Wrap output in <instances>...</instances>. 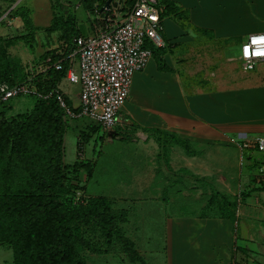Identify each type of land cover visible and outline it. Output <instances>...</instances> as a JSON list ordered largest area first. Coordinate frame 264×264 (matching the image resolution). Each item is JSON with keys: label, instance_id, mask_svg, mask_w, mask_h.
Instances as JSON below:
<instances>
[{"label": "crops", "instance_id": "0c3cea01", "mask_svg": "<svg viewBox=\"0 0 264 264\" xmlns=\"http://www.w3.org/2000/svg\"><path fill=\"white\" fill-rule=\"evenodd\" d=\"M171 1L178 11L163 18L161 36L167 50L161 58L165 69L152 57L148 66L135 75L129 101L124 106L126 118L121 114L117 117L119 131L129 134L132 130L133 141H140L144 153L139 159H148L144 170L148 177L135 176L132 183V199L138 201L147 197L145 191L153 183L154 175L159 170L167 174L164 168L170 164L176 170L186 166L187 172L205 176L212 172L205 157L211 158L215 150L221 152L223 148L224 152L225 147H232L231 164L236 167L240 158L239 164L243 165L246 158L238 142L251 145L254 137L264 136V71L240 67L246 38L264 32V0H211L213 5L209 6H205V0ZM83 8L89 14V24L82 32L80 18L75 15L80 34H98L105 27L103 17L101 22L99 19L102 10L94 14L84 5ZM75 59L72 66L77 68ZM166 133L174 140L165 141ZM163 142L168 144L164 150L170 148L164 156L170 163L161 161L156 168L153 158L160 157ZM252 149L245 150L253 156ZM214 156L220 160L216 168L221 172V161L228 158L224 153ZM251 156L247 158L250 167L252 160H258ZM168 171L173 173L170 168ZM226 180L220 177V181ZM256 181L261 183L259 190H263L264 179L257 177ZM224 188L232 191L236 185ZM260 193L247 209L250 217L264 220V192ZM242 214L240 210L238 217ZM239 227L225 216H170L163 224L161 236H147L160 239L156 246L152 244L145 252L137 246L133 249L138 251L140 264H153L154 259L159 264V255L160 264H264L261 231H257L260 239L253 238L245 230L241 235ZM141 232L146 233L144 229Z\"/></svg>", "mask_w": 264, "mask_h": 264}, {"label": "rangeland", "instance_id": "374dc122", "mask_svg": "<svg viewBox=\"0 0 264 264\" xmlns=\"http://www.w3.org/2000/svg\"><path fill=\"white\" fill-rule=\"evenodd\" d=\"M18 1H20L23 10L31 14L33 23L38 27L49 26L54 22L55 15H63L66 18L68 14H75L80 18L79 27L82 32H85L89 24L87 20L89 14L83 8V5L88 4L86 0H0V37L5 39L0 40V45L6 48L8 55L20 61L25 71L30 69L35 58L34 54L22 40L12 46L7 44V39L24 33L22 20L8 16L9 9ZM210 1L205 0L206 5H204H213V2ZM119 5L123 8H120L116 15H109L111 19L115 20L110 24H114L116 21L121 22L125 18L128 7L127 10L124 9L126 7L125 2ZM116 7L119 6L116 5ZM168 15L170 14L166 13L163 17ZM101 18L102 16H99L100 22ZM37 39L39 45L36 54L42 52L45 45L55 46L57 42L56 37L48 38L45 32H39ZM240 67L243 70L241 63ZM255 69L264 71V62L257 64ZM139 72L141 71L136 73ZM135 75L132 83H134ZM60 88L64 97L66 95L73 105H80L81 84L64 79ZM34 102V97L30 95H21L10 99L6 103L10 108L3 109L4 112L0 113V121L30 112ZM124 106L119 114L126 118ZM98 125L99 123L86 115L66 119L64 160L67 168L73 169V165L77 164L78 161L88 164L87 168L81 167L79 171L73 170L69 183L70 194L66 199L69 205L72 202L73 206L79 201L85 200V203H89L98 197L108 200V213L115 218V229L119 230L124 238L119 239L122 241L120 242L117 237H110V234L102 231L101 226L96 221L98 215L93 211L91 217L87 218V224L83 231L81 228V239H79L80 252L87 264H140L138 251L134 250L133 247L137 246L145 252L149 246L152 248V244L155 243L156 246V242L160 239H152L147 236L151 233L155 236H161L163 224L170 216L188 215L189 217L198 216L201 218L227 216L232 218L235 223L237 222L238 226L240 225L241 235L242 231L245 230L252 234L253 238H257V236L259 238L257 231L260 230L264 239V220L256 219L254 216L250 217L247 209L248 203L252 202L254 197L260 196V192H264V189L259 190L261 183L256 181L261 162L252 160L253 166L250 167V160L247 159L248 156H251L250 150L244 151L246 160H244L243 165L239 164L240 158H238L236 167L231 164L234 163V149L232 147H225L224 152H222L223 148L221 152L215 150V154L224 153L228 160L221 161L222 171L219 172L216 168L219 165V158L215 157V154L211 158L205 157L206 165L212 169V172L209 171L205 176H196L187 172L186 166L176 170L170 164L169 168L173 173L168 171L169 168H164L167 174L159 170L158 174L154 175L150 188L145 191L147 197L138 201L132 199L131 188L134 178L135 176L148 177L144 173L148 159L145 157L139 159V156L144 153L142 146L138 144L140 141L138 143L133 141L132 130L129 134H125L119 131L118 126L106 130L103 127L98 128ZM82 135L90 137L87 140ZM167 135L166 133L163 137L165 141L167 139L174 140ZM80 145L83 146L82 151L79 150ZM166 145L168 144L163 142L160 157L157 159L154 156L153 158L156 168L160 166L158 164L161 161L166 160L165 162L170 163L167 160L168 157L164 158L170 152L169 147L164 150ZM252 150L253 156L251 158L264 159L263 152L254 148ZM220 177H225L226 182L220 181ZM260 179L263 181L264 177ZM234 185H236V189L232 191L224 188ZM98 207L99 211L107 212L104 205ZM240 210L243 214L238 217ZM80 213L79 210L77 216ZM79 226H81L80 223ZM142 229L146 233H142ZM149 230L152 232L148 233ZM161 243L163 244V241ZM132 256L137 257L136 261H133ZM13 258L12 248L7 245H0V263L11 264ZM158 262L159 264L162 262V255L158 256ZM153 264H157L156 259H154Z\"/></svg>", "mask_w": 264, "mask_h": 264}, {"label": "trees", "instance_id": "16d2710c", "mask_svg": "<svg viewBox=\"0 0 264 264\" xmlns=\"http://www.w3.org/2000/svg\"><path fill=\"white\" fill-rule=\"evenodd\" d=\"M87 1L86 9L94 14H99L107 2ZM122 2H125L124 9L129 10L136 0H112L111 3L119 6ZM159 6L165 7L162 17L178 11L171 0H159ZM102 13L104 18L108 12L102 10ZM8 16L22 20L24 33L7 39V44L12 46L22 40L35 58L25 71L20 61L8 55L6 48L0 45V85L4 82L26 84L35 90L27 94L34 97L35 102L30 112L0 121V245L12 248L13 264H87L80 252L79 239L81 228L83 231L93 211L98 215L96 221L102 231L118 240L124 236L115 229V218L108 213L109 201L105 198L98 197L89 203L82 200L74 206L66 199L70 194L71 174L81 167L87 168L88 164L78 161L73 169L67 168L64 136L66 119L71 116L60 105L58 95L62 94L60 84L74 62L71 55L76 49L75 39L83 35L75 14H68L66 18L55 15L49 26L38 27L19 3ZM102 21L105 26L106 21ZM39 32H45L48 38L56 37L57 42L55 46L45 45L44 50L36 54ZM0 40L5 39L0 37ZM146 46L165 69L161 54L166 52V45L157 47L148 42ZM65 99L75 114L81 112L80 105L74 107L68 97ZM6 103L0 104V113L10 108ZM82 137L88 140L90 136ZM178 142L188 147L185 142ZM101 205L107 212L99 211ZM79 210L81 213L77 216ZM132 259L136 261L137 257L132 256Z\"/></svg>", "mask_w": 264, "mask_h": 264}, {"label": "built area", "instance_id": "2783aa9c", "mask_svg": "<svg viewBox=\"0 0 264 264\" xmlns=\"http://www.w3.org/2000/svg\"><path fill=\"white\" fill-rule=\"evenodd\" d=\"M120 8V5L116 7L111 3L109 8H104L108 12L103 18L105 27L98 34L75 39L76 49L71 57H77V68L71 66L66 79L81 84V112L75 114L64 95H58L60 105L68 115L73 118L86 115L106 130L117 125L118 114L130 97L135 73L144 70L152 59L153 53L147 43L164 46L161 34L165 7L159 6V0H136L123 21L110 24L115 20L109 15H116ZM240 58L243 69L247 71L264 60V32L253 33L246 38ZM30 93H35V90L26 84L4 82L0 85V104ZM252 142L251 145L250 142H238L242 153L249 147L264 153V136L258 135ZM79 150H83L82 145ZM257 161L261 162L257 174L260 179L264 177V159Z\"/></svg>", "mask_w": 264, "mask_h": 264}, {"label": "water", "instance_id": "95a60500", "mask_svg": "<svg viewBox=\"0 0 264 264\" xmlns=\"http://www.w3.org/2000/svg\"><path fill=\"white\" fill-rule=\"evenodd\" d=\"M19 2L20 1H18V2H16L10 9H9V11H11L13 8H15L18 4H19ZM111 2H112V0H107V2H106V4H105V6L102 8V10H104V8H109L110 7V5H111ZM8 11V12H9ZM7 12V13H8Z\"/></svg>", "mask_w": 264, "mask_h": 264}]
</instances>
